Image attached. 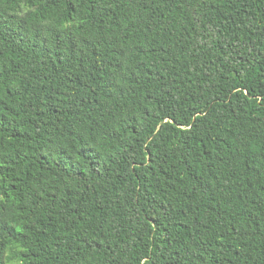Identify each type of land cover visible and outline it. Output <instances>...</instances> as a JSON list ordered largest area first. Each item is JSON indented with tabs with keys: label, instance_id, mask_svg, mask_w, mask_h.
Instances as JSON below:
<instances>
[{
	"label": "trees",
	"instance_id": "1",
	"mask_svg": "<svg viewBox=\"0 0 264 264\" xmlns=\"http://www.w3.org/2000/svg\"><path fill=\"white\" fill-rule=\"evenodd\" d=\"M0 264H264V0H0Z\"/></svg>",
	"mask_w": 264,
	"mask_h": 264
}]
</instances>
